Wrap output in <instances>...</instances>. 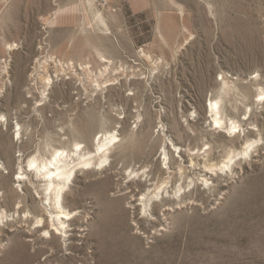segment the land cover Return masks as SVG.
I'll return each instance as SVG.
<instances>
[{"label":"rangeland","instance_id":"374dc122","mask_svg":"<svg viewBox=\"0 0 264 264\" xmlns=\"http://www.w3.org/2000/svg\"><path fill=\"white\" fill-rule=\"evenodd\" d=\"M0 213V264H264V0H0Z\"/></svg>","mask_w":264,"mask_h":264},{"label":"bare ground","instance_id":"6f19581e","mask_svg":"<svg viewBox=\"0 0 264 264\" xmlns=\"http://www.w3.org/2000/svg\"><path fill=\"white\" fill-rule=\"evenodd\" d=\"M212 111L215 123L217 125L223 124V118L220 117V111H219V102L212 101ZM118 137L115 134H109L106 135L105 138H101L99 141V149L98 151L102 153V159L103 162L106 161L109 158V153L111 152L112 146L116 145L118 142ZM81 143H78L77 146H80ZM178 147V145H176ZM249 146L248 148H250ZM248 148L244 149L242 153L246 154L248 153ZM70 154L67 153L66 150H57V153L55 154L54 158L51 159L49 162L46 163H39L37 159H32L30 162V166L32 167V170H38L44 180L47 182V190L50 191V195L54 196L53 201H55L56 211L55 213L56 218L54 221H57V223H54L55 226H57V230L60 232H64V229L67 227V223L70 219L75 218L73 213L66 210L65 206L62 204L65 198V194H68V188L70 187V184H72V180L74 175L77 173V167L79 165H90L92 164V158L85 159L84 157L79 158V164L73 165L72 162L69 161ZM236 156L232 154L229 155V161H225L223 165L220 167V169H225L227 167H230V164L233 162ZM196 165H201L202 162L199 163V161H194ZM205 167L208 168V171H205V175L203 177V180L209 181L210 178L213 177V173H210L211 171L215 172L216 168L219 167L218 164H208L205 162ZM204 171V170H203ZM203 171H200L203 173ZM203 175V174H202ZM21 182V181H20ZM193 182H195V179H193ZM147 199V198H146ZM3 214L0 213V220L3 218ZM39 219L43 220V217L39 215ZM80 229L85 230L86 227L84 225L80 226ZM58 232V233H60ZM3 243L0 242V249L2 248Z\"/></svg>","mask_w":264,"mask_h":264}]
</instances>
